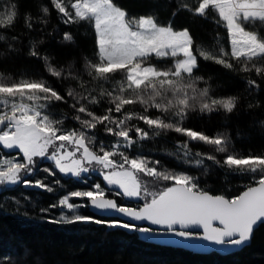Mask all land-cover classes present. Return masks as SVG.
I'll return each mask as SVG.
<instances>
[{
    "label": "snow or ice",
    "instance_id": "snow-or-ice-1",
    "mask_svg": "<svg viewBox=\"0 0 264 264\" xmlns=\"http://www.w3.org/2000/svg\"><path fill=\"white\" fill-rule=\"evenodd\" d=\"M50 2L61 14L63 23L84 22L93 30L98 60L93 62L85 58L84 67L97 85L90 89L72 63L59 68L52 64V57L38 50L42 41L32 42L28 56L39 59L48 74L57 79L77 80L79 91L69 87L65 96L43 77L23 75L14 79L0 73V147L18 149L23 155L22 161L15 157L0 158V186L23 184L53 192L54 189L42 180L33 182L25 178L35 171L34 158L47 159L61 174L75 178L96 171L98 166L107 189L94 184V190H77L64 195L41 212L61 207L71 214L62 212L57 219H49V223L107 224L146 235L171 234L183 240L201 239L222 247L247 245L255 231L264 226V155L229 153L230 138L226 134L208 136L184 127V122L190 113L211 114L220 110L231 113L237 105L236 96L214 97L210 87L197 88V82L204 80L194 72L199 67L198 58L211 60L229 71H237L236 64L232 63L236 61L240 72L254 70L257 75H264V36L246 27L264 26V0H196L195 5L176 0L178 7L172 12L173 17L186 10L194 17L211 18L217 25L222 23L227 29L230 51L218 37L215 46L209 49L195 44L187 28L175 30L171 23L158 24L152 14L131 16L115 0ZM165 2L170 4L172 0ZM39 10L43 16L49 15L48 6L40 5ZM17 16V5L8 4L5 11H0V27L12 26ZM42 22L47 23L46 20ZM24 23L28 29L33 27L30 13H25ZM63 39L67 43L74 42L68 32ZM6 41L7 37L0 34V42ZM8 49L13 50L11 44ZM153 56L171 58V65L160 68L150 63ZM115 73L122 74V79L115 81L110 89L106 88L105 84ZM247 84L258 87L251 79ZM68 99L76 113L72 118L80 128L65 129L64 120L53 119L48 112L50 106L57 102L68 103ZM102 102L109 107L103 115H97L90 106ZM136 104L143 111L127 110L126 106ZM149 109H155L159 115L150 116ZM133 120L142 121L148 130L131 123ZM98 125L117 138L116 141L108 146L101 141L95 146L96 137L89 135L88 130ZM133 131L135 138L130 135ZM168 131L187 137L178 144L176 152L167 153L169 156H177L184 163L196 166H202L204 159L211 160L231 171L251 174V183L231 198L211 195L199 187L196 177L160 168L159 160L128 155L126 150L135 143ZM193 142L212 145L216 152L226 155L219 161L214 155L196 152L193 158L190 148ZM204 170L207 173L206 167ZM43 171L55 175L49 168ZM160 181L173 183L159 188ZM113 188L119 189L117 195L142 197L144 203L134 208L105 198V192ZM72 198H87L91 206L100 211H115L129 220L160 226L164 231L80 215L77 209L85 205L71 202Z\"/></svg>",
    "mask_w": 264,
    "mask_h": 264
},
{
    "label": "trees",
    "instance_id": "trees-1",
    "mask_svg": "<svg viewBox=\"0 0 264 264\" xmlns=\"http://www.w3.org/2000/svg\"><path fill=\"white\" fill-rule=\"evenodd\" d=\"M184 2L196 4V0ZM10 3L17 5L18 16L12 26L0 27V34L7 37L6 42H0V73L14 79L23 75L43 77L51 87L65 96L69 87L79 91L77 80L57 79L48 74L39 59L28 56L32 42L42 41L38 50L52 57V64L58 68L69 63L74 64V70L87 82V86L90 89L96 87L97 82L91 80L84 67L85 58L93 62L98 60L95 35L87 24L63 23L61 14L52 7L50 0H0V11H5ZM115 3L126 9L131 16L152 14L156 16L158 24L171 23L175 30L187 28L195 44L209 49L215 46V38L218 37L222 45L230 51L227 29L222 23L217 25L211 18L205 20L194 17L186 10L179 11L173 17L172 12L178 7L176 0H172L170 4L165 0H115ZM40 5L48 6L49 15L43 16L39 10ZM25 13L31 14L33 23L31 29L25 27ZM42 20H46L47 23H43ZM246 27L258 30L260 35L264 36V26ZM66 32L72 34L74 42L64 41ZM12 37L16 39L12 40ZM8 44L12 45V51H9ZM232 63L236 64L237 71H229L211 60L198 58L199 67L194 72L195 75L204 77L203 81L197 82V88L210 87L211 95L214 97H238L234 111L190 113L184 127L208 136L226 134L230 138L229 153L238 156L264 155V75H257L254 70L240 72L239 64L236 61ZM120 79L122 74H113L105 87L110 89L115 81ZM249 79L256 81L258 87H250L247 84ZM70 104V99L68 103L57 102L50 106L49 114L53 119H63L65 129L80 128V124L72 118L76 113ZM108 107L106 102L90 106L97 115H103ZM126 108L129 111H143L139 104ZM148 114L153 117L159 115L155 109H149ZM131 123L148 130L142 121L133 120ZM88 134L95 135V146L101 141L108 146L117 139L107 134L102 125L88 130ZM130 135L135 138L134 131ZM186 139L187 137L181 134L168 131L152 139L135 143L126 151L129 156L146 154L151 159L160 161L158 167L196 177L199 187L212 195L231 198L239 195L251 183V174L231 171L211 160L204 159L202 166L193 164L188 166L189 164H182L183 160L177 156L167 154L176 152L178 144ZM190 148L193 158L196 152L214 155L219 161L226 155L216 152L214 146L202 142H193ZM10 152L3 151L7 156ZM45 168L51 169L55 175L44 172ZM88 174L91 180H88L86 174L80 179H75L71 175L61 174L55 169L53 162L42 159L38 161L35 171L31 176H27V179L33 182L40 179L51 186L53 192L38 187L25 188L23 184L0 189V264H264V226L255 231L249 245L232 254L220 255L215 252L197 254L179 248L155 246L140 240L135 231L109 227L107 224L49 223V219H57L62 211L57 207L44 213L41 212L42 208L56 204L61 197L73 191L87 189L90 187L87 182L104 187L98 170L90 171ZM56 181L60 183L57 184ZM164 186H171V183L164 181L158 184L159 188ZM114 191L119 190L113 188L106 196L115 198L119 205L139 207L144 203V199L139 201L127 199L123 195L114 194ZM74 200L76 198H72L73 202ZM82 205L85 206L77 209L80 215L92 216L103 221H115L94 215L86 202H82Z\"/></svg>",
    "mask_w": 264,
    "mask_h": 264
},
{
    "label": "water",
    "instance_id": "water-1",
    "mask_svg": "<svg viewBox=\"0 0 264 264\" xmlns=\"http://www.w3.org/2000/svg\"><path fill=\"white\" fill-rule=\"evenodd\" d=\"M24 187L25 188H32V189L37 188L34 186H25V185H24ZM105 198L112 199L118 204L117 200L113 197L105 196ZM87 205H88L90 212H92L96 216L111 218V219L119 220V221H122L125 223H136L138 225V227H152V228L156 229L158 232L164 231V229L161 228L160 226L150 225L146 221H132V220H129V218L125 217L124 215L119 214L115 211H100V210L94 208L93 206H91V204L88 202V200H87ZM136 233H137L139 239L145 243H149V244H152L155 246L184 249V250H187V251H190L193 253H197V254H209V253L215 252V253H218L220 255H228V254H232L234 252L241 250L243 247L249 245L251 242L250 241L247 245L242 246L240 248L222 247V246H218V245L208 243V242L203 241L201 239L183 240L182 238L176 237V236L171 235V234H167V235H161V234L146 235V234H141L139 232H136Z\"/></svg>",
    "mask_w": 264,
    "mask_h": 264
},
{
    "label": "rangeland",
    "instance_id": "rangeland-1",
    "mask_svg": "<svg viewBox=\"0 0 264 264\" xmlns=\"http://www.w3.org/2000/svg\"><path fill=\"white\" fill-rule=\"evenodd\" d=\"M230 42V41H229ZM150 63H152V64H155L156 66H158V67H160V68H166V67H169L170 65H171V58H167V59H159V58H156L155 56H153L152 58H151V60H150ZM49 112V111H48ZM3 151H7V152H9V151H11L10 152V154H9V156H7V155H4V153H3ZM132 156H137V154H133ZM142 156H145V157H148V158H150L149 156H146V154H143ZM11 157H15V159L16 160H18V161H22V159H23V155H22V153H20L19 152V150L18 149H3L2 147H0V158H11ZM42 159H44V158H34V160H36V164L38 163V161L39 160H42ZM151 159V158H150ZM151 160H153V159H151ZM182 164H188V163H182ZM192 164H189L188 166H191ZM194 165V164H193ZM36 166V165H35ZM185 166H187V165H185ZM161 168V167H160ZM97 170L99 171V168H98V166H97ZM86 174V177H88V180H91V176H88L89 174L88 173H85ZM64 175V174H63ZM83 175V174H82ZM142 175V174H141ZM68 176V175H67ZM101 176V175H100ZM82 177V176H81ZM25 178H27V177H25ZM75 179H80V178H75ZM144 179L145 180H150L151 178H148V177H144ZM102 180H103V177H102ZM96 181H98V180H96ZM103 182H104V180H103ZM164 181H160L159 182V184L160 183H163ZM168 182H170L171 184L173 183V182H171V181H168ZM87 184L90 186V187H88L87 189H82V190H80V191H87V190H94L93 189V185L94 184H96V183H89V182H87ZM12 186H14V185H5V186H0V189L1 188H3V187H12ZM108 186L106 185V183L104 182V187H102V188H107ZM119 190V189H118ZM108 192H110V191H106L105 192V196H106V194L108 193ZM118 191H114V194H116ZM117 195V194H116ZM124 198H127V197H124ZM127 199H137L138 201L139 200H141V199H143L142 197L141 198H127ZM143 201V200H142ZM71 202H73V201H71ZM82 202H86L87 203V198H76V200H74V202L73 203H76V204H82ZM135 208V207H134ZM137 208V207H136ZM60 209H61V211L62 212H64L65 214H67V215H70L71 213H68L67 212V210L66 209H63V208H61L60 207Z\"/></svg>",
    "mask_w": 264,
    "mask_h": 264
}]
</instances>
